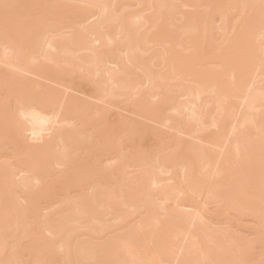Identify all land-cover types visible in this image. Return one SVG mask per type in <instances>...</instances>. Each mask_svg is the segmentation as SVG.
Here are the masks:
<instances>
[{
	"label": "bare ground",
	"instance_id": "bare-ground-1",
	"mask_svg": "<svg viewBox=\"0 0 264 264\" xmlns=\"http://www.w3.org/2000/svg\"><path fill=\"white\" fill-rule=\"evenodd\" d=\"M0 264H264V0H0Z\"/></svg>",
	"mask_w": 264,
	"mask_h": 264
}]
</instances>
